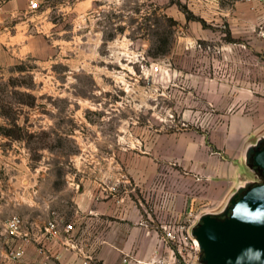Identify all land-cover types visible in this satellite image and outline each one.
<instances>
[{"label":"rangeland","instance_id":"obj_1","mask_svg":"<svg viewBox=\"0 0 264 264\" xmlns=\"http://www.w3.org/2000/svg\"><path fill=\"white\" fill-rule=\"evenodd\" d=\"M30 1L0 12L8 32L21 23L25 32L24 47L0 51L4 184L43 169L56 187L95 174L122 190L180 185L181 154L220 118L207 77L223 78L221 61L238 55L222 18L217 26L195 15L197 0H34L35 9ZM246 59L247 74L264 72V53L247 44ZM258 85L247 81L255 95Z\"/></svg>","mask_w":264,"mask_h":264},{"label":"crops","instance_id":"obj_2","mask_svg":"<svg viewBox=\"0 0 264 264\" xmlns=\"http://www.w3.org/2000/svg\"><path fill=\"white\" fill-rule=\"evenodd\" d=\"M19 1L3 0L1 14ZM196 3L192 10L195 15L212 18L217 26L220 25L217 19L222 18V23L238 39V55L231 60L227 53L221 61L220 64L228 65L224 70L229 71H223V78L207 77L212 82L208 83L207 102L219 112L220 118L208 137L191 142L181 154L188 169L181 184L152 187L148 181L141 189L132 185L122 190L117 183L104 186L98 178L101 175L95 174L93 178L84 175L78 181L68 175L69 184L56 187L43 178L52 171L43 169L22 171L26 182L16 181L15 177L16 180L6 185L0 179V228L11 216L19 215L25 228H31L37 236L54 216L53 212L65 224L74 226L71 232H62L47 242L43 252L37 241L28 244L20 264H119L123 253L145 261L167 260L172 250L165 242L168 226L187 224L200 213L221 210L240 184L256 179L245 160V152L249 144L264 134V72L255 76L247 74L246 56L247 44L264 53V34L260 32L264 30V0H197ZM191 26L199 30V24ZM7 28L6 24H0V51L7 44L24 47L22 23L15 26L13 33ZM222 49L230 50V47ZM213 61V65L219 64ZM230 80L237 83L232 85L228 83ZM250 80L259 82L256 90L259 95L247 89ZM209 146L222 156L212 155ZM17 172L21 173L19 169ZM200 172L207 177L202 190L197 180ZM14 241L15 238L0 234L1 264L8 263L5 253Z\"/></svg>","mask_w":264,"mask_h":264},{"label":"water","instance_id":"obj_3","mask_svg":"<svg viewBox=\"0 0 264 264\" xmlns=\"http://www.w3.org/2000/svg\"><path fill=\"white\" fill-rule=\"evenodd\" d=\"M245 160L264 173V134L248 145ZM192 235L206 264H264V181H244L221 210L200 215Z\"/></svg>","mask_w":264,"mask_h":264},{"label":"built area","instance_id":"obj_4","mask_svg":"<svg viewBox=\"0 0 264 264\" xmlns=\"http://www.w3.org/2000/svg\"><path fill=\"white\" fill-rule=\"evenodd\" d=\"M31 8H37V1H30ZM264 34V30L260 31ZM159 67H156V71ZM53 217L43 228L42 232L35 236L33 230L25 228L24 220L19 215L11 216L4 225L5 234L8 237L15 238L5 253V258L9 264H20L24 258L25 249L28 244L37 241L40 246L39 250L43 252L47 242L61 236L62 232H71L74 228L73 224H65L64 219L57 213L53 212ZM200 215L189 220L186 223H175L165 229V242L172 247L169 259L141 260L134 254L123 253L119 264H200L201 250L198 242L192 235V229L198 222ZM65 224L64 229L62 225ZM1 264V263H0Z\"/></svg>","mask_w":264,"mask_h":264},{"label":"trees","instance_id":"obj_5","mask_svg":"<svg viewBox=\"0 0 264 264\" xmlns=\"http://www.w3.org/2000/svg\"><path fill=\"white\" fill-rule=\"evenodd\" d=\"M250 165L255 169L256 173H257V178L260 179L261 182L264 181V173L262 171L261 168H259L258 166H256L253 161L251 160L250 162ZM200 264H206V261L204 260V254L203 252L201 251V258H200Z\"/></svg>","mask_w":264,"mask_h":264}]
</instances>
